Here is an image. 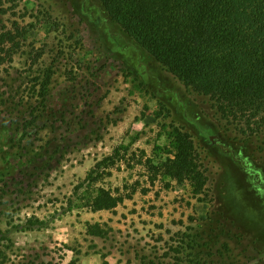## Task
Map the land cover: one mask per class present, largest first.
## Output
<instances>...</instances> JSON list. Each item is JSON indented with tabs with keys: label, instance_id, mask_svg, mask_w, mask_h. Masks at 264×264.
Here are the masks:
<instances>
[{
	"label": "rangeland",
	"instance_id": "1",
	"mask_svg": "<svg viewBox=\"0 0 264 264\" xmlns=\"http://www.w3.org/2000/svg\"><path fill=\"white\" fill-rule=\"evenodd\" d=\"M0 2V32L22 33L11 59L0 49V60L6 57L0 61V123L13 120L0 138V264H141L139 255L168 264L171 237L213 215L228 194L264 232V166L256 161L264 151L250 163L243 161L247 153L230 156L231 175L212 176L211 189L223 183L216 190L221 203L211 191L210 203L201 202L205 196L195 195L189 182H151L142 151L154 158L155 146L167 145L164 124H186L198 135L200 129L205 150L220 135L207 134V122L197 121L201 98L125 35L98 0ZM72 31L80 32L81 45L70 40L66 59H56L59 40ZM53 63L57 73L42 118L28 128L29 103L40 102L28 93L32 74ZM129 144L126 159L97 186L132 198L115 211L92 212L85 207L88 188L76 194L77 186L97 162ZM214 154L209 165L220 174L221 157ZM88 223L114 231L95 238L87 234ZM257 246L264 250V241ZM258 256L251 253L254 262Z\"/></svg>",
	"mask_w": 264,
	"mask_h": 264
},
{
	"label": "trees",
	"instance_id": "2",
	"mask_svg": "<svg viewBox=\"0 0 264 264\" xmlns=\"http://www.w3.org/2000/svg\"><path fill=\"white\" fill-rule=\"evenodd\" d=\"M17 1L21 0H11L15 4ZM98 2L125 35L146 50L189 92L201 98V105L196 104L197 121L207 122L208 128L202 127L207 134L220 135L209 139L212 148L205 150L201 146L200 129L198 135L186 124L175 121L164 124L167 145H156L154 158H147L142 151L145 167L152 174L151 182L155 183L159 177L178 184L189 182L195 195L205 196L201 202L210 203L211 191L221 203L223 197L216 190L222 188L223 183L218 182L216 188L211 189L212 176L227 178L231 175L230 156L241 157L247 153L243 161L250 163L249 159H257V152L264 151V141H261L262 145L256 143L264 136V0ZM3 6L0 2V7ZM1 13L6 14L7 10H1ZM21 36L19 28L16 32L6 28L0 32V49L9 59L21 49L18 40ZM75 38L80 46L79 31H72L59 40L56 59H66L67 43ZM42 56L37 55L35 62ZM5 59H1V63ZM54 64L32 74L28 93L40 102L29 103L28 128L36 126L42 118L40 108H45L46 95L57 73ZM79 65L82 66V59ZM163 107V111L170 114L169 109ZM11 122L12 119L1 121L0 138L13 126ZM130 149L131 144L120 145L113 154L97 162L85 181L77 186L76 194L88 188L84 198L86 208L92 212L115 211L126 199L132 198V194L115 193L97 186L104 176L111 175L108 169L126 159ZM217 150L221 157L218 160L220 174L213 172L209 165L210 157ZM256 161L264 166V158ZM92 186H95L93 190ZM170 186L167 183V188ZM213 215L171 237L169 250L164 255L171 260L168 264H264L261 258L264 250L257 246L264 241V232L245 208L228 194ZM113 231L111 226L105 228L100 223L87 224V234L95 238H110ZM248 237L249 247L240 250L239 246ZM251 250L260 256L255 262ZM137 257L141 264H160L156 258Z\"/></svg>",
	"mask_w": 264,
	"mask_h": 264
}]
</instances>
